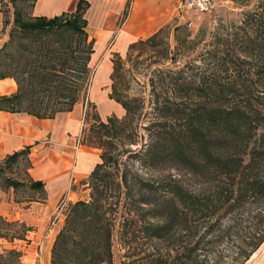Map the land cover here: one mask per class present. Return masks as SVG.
<instances>
[{"label": "trees", "instance_id": "16d2710c", "mask_svg": "<svg viewBox=\"0 0 264 264\" xmlns=\"http://www.w3.org/2000/svg\"><path fill=\"white\" fill-rule=\"evenodd\" d=\"M7 1L13 11L0 79H12L16 90L0 97V111L37 119L71 111L85 96L93 52L87 2L46 18ZM237 1L234 22L199 38L198 48L175 36L160 64L169 67L149 78L147 98L117 92L123 67L111 60L107 97L123 115H83L79 143L98 149L99 160L86 179L88 200L66 210L50 264H62L64 251L72 264H112L114 233L140 264H244L264 243V0ZM167 27L129 44L126 61L138 46L156 47ZM183 46L192 56L176 68ZM27 155L23 147L1 162L21 159L27 170ZM135 165L161 175L143 177ZM24 185L44 193L28 177L2 178L0 187ZM3 254L20 257L12 249Z\"/></svg>", "mask_w": 264, "mask_h": 264}, {"label": "crops", "instance_id": "0c3cea01", "mask_svg": "<svg viewBox=\"0 0 264 264\" xmlns=\"http://www.w3.org/2000/svg\"><path fill=\"white\" fill-rule=\"evenodd\" d=\"M77 1L34 0L31 14L46 18L69 14L75 10ZM85 1L83 18L88 38L93 40L90 61L99 64L93 78L92 96L98 102L111 103L106 96L107 88L100 91L110 72V53L124 55L129 44L181 19V11L176 6L182 0ZM15 90L12 79H0V97L9 96ZM82 120V104H75L71 111L57 113L50 119L0 111V161L28 147L27 177L43 183L45 193L43 200L29 202L21 208L12 199V189L0 191V219L16 222L26 229L24 241L7 242L1 237L0 253L11 248L19 250V264H50L53 241L61 226V219L52 225L50 222L55 203L67 190L72 196L76 188L86 187L87 176L99 160L98 149L79 143Z\"/></svg>", "mask_w": 264, "mask_h": 264}, {"label": "rangeland", "instance_id": "374dc122", "mask_svg": "<svg viewBox=\"0 0 264 264\" xmlns=\"http://www.w3.org/2000/svg\"><path fill=\"white\" fill-rule=\"evenodd\" d=\"M32 0H17L15 2V6L23 13L29 14L31 9ZM240 5L237 0H213L212 7L204 13H194L191 11H182L181 19H177L168 25L167 29L164 32L163 38L161 41H158L157 46L154 48H150L149 46H138L132 52H130V61H126L125 55L127 52V48L125 50L124 55L118 56L117 54H111L109 57L110 61V72L107 76V82L103 83L100 86V91L102 89L107 88V95L110 92V74H111V60L119 58L122 63L123 70L120 71V79H116L114 81L115 88L120 95L124 96H141L143 98H147L149 92V78L155 75H159L157 71L165 69L169 66L167 64L160 65L164 63L162 61V57L164 54V49H168L174 47V38L178 37L180 40H191L192 42H200L199 38L206 39L207 35L211 31H215L218 26H225L228 22H234L237 18L238 12H240ZM0 10L4 12V16L6 21L8 22L6 25L0 26V47L7 41V34L11 27L12 22V11L13 8L11 4L7 0H0ZM187 21H191L192 25L188 27L186 25ZM187 36V37H185ZM186 44V43H185ZM202 45V42L197 44V48ZM187 46V44L185 45ZM183 46L180 49V55L178 56V61L175 63V67H180L184 62L188 61L192 54L191 51L186 49ZM108 48L104 50L106 53ZM91 58V55H90ZM98 62H92L89 59V77L88 84L86 86V92L83 99L79 100L76 104H82L83 106V115L85 112L88 115L97 114V116L103 120L107 116L114 115L116 117H121L123 115V111L118 104L113 102L104 103L98 102L95 98H93V84H94V74L98 66ZM175 69V68H174ZM106 95V96H107ZM103 97V95L101 96ZM108 98V97H107ZM91 100V101H90ZM113 102V103H112ZM75 105V104H74ZM121 113L120 115H116V113ZM103 117V118H102ZM83 121V120H82ZM84 126V123H83ZM138 148L131 147V149ZM100 153V151H99ZM138 174L143 177H155L161 175L159 171L150 170L145 171L143 169L138 168L135 165ZM2 178H10L17 181L26 182V167L24 161L19 159L14 164H4L0 161V185ZM7 189H2L0 187V191H6ZM12 199L16 203L19 204V207L23 208L25 204L29 202H39L41 197H45V193L38 194L35 191L29 190L26 185L19 187L15 190H12ZM73 195L70 196V200L67 201L66 205L62 208L59 216L56 221L61 219V226L63 224L64 215L68 206L75 201H86L88 200V189L86 187L80 189L76 188L73 191ZM55 203L53 214L50 219V222L53 221L55 217V213L59 207V201ZM60 226V228H61ZM26 229L16 222L10 221H1L0 220V234H2L3 238L7 242H13L12 240H22L24 238ZM15 241V242H16ZM23 242L18 244L22 245ZM12 249V248H11ZM7 249V250H11ZM19 251L17 249H12ZM20 252V251H19ZM129 251L127 249H123L119 242L117 241L116 234L114 233L112 244H111V261L112 264H140L138 263L139 255L136 257H129ZM64 256L62 264H72L71 255L64 251L62 253ZM0 262L6 264H19V260L15 261L9 258L7 255L3 254V257L0 258ZM1 264V263H0ZM244 264H264V243L250 256V258Z\"/></svg>", "mask_w": 264, "mask_h": 264}, {"label": "built area", "instance_id": "2783aa9c", "mask_svg": "<svg viewBox=\"0 0 264 264\" xmlns=\"http://www.w3.org/2000/svg\"><path fill=\"white\" fill-rule=\"evenodd\" d=\"M213 0H182L180 1L176 8L179 11H191L194 13H204L207 12L212 7ZM186 25L190 27L192 25L191 21H187ZM70 192L67 190L66 193L61 195L60 201H59V207L55 213V217L53 218V221L51 222V225L55 223L57 217L59 216L60 212L62 211V208L66 205L67 201L70 199Z\"/></svg>", "mask_w": 264, "mask_h": 264}]
</instances>
